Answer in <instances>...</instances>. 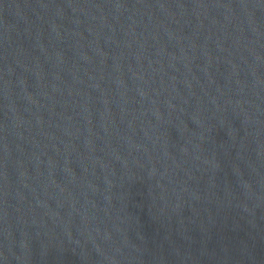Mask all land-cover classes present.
<instances>
[{"label": "water", "instance_id": "1", "mask_svg": "<svg viewBox=\"0 0 264 264\" xmlns=\"http://www.w3.org/2000/svg\"><path fill=\"white\" fill-rule=\"evenodd\" d=\"M0 264H264V0H0Z\"/></svg>", "mask_w": 264, "mask_h": 264}]
</instances>
